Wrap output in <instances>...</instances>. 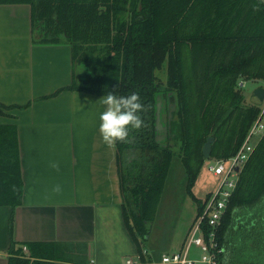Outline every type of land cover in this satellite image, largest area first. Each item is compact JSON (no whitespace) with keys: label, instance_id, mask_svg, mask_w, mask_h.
<instances>
[{"label":"trees","instance_id":"16d2710c","mask_svg":"<svg viewBox=\"0 0 264 264\" xmlns=\"http://www.w3.org/2000/svg\"><path fill=\"white\" fill-rule=\"evenodd\" d=\"M0 4L30 6L35 42L70 45L75 73L71 83L53 95L67 90L139 96L142 126L116 143L122 212L140 260L158 261L163 252H153L144 243L174 154L187 174L188 192L197 200L191 188L203 164L206 138L214 137L211 155L229 158L258 113L257 105L243 104L239 82L264 84V4L261 0H0ZM161 69L164 82L156 76ZM157 97L165 131L155 128ZM2 108L8 107L0 104V114ZM21 196L16 130L0 125V205L14 208ZM263 200L264 135L239 174L217 230L219 264H264L258 254L264 242L246 239L248 234L264 237ZM198 205L197 214L203 202ZM247 212L248 220H236ZM245 221L253 226L247 228ZM25 246L27 251L11 242L8 264H64L58 262L54 243Z\"/></svg>","mask_w":264,"mask_h":264},{"label":"crops","instance_id":"0c3cea01","mask_svg":"<svg viewBox=\"0 0 264 264\" xmlns=\"http://www.w3.org/2000/svg\"><path fill=\"white\" fill-rule=\"evenodd\" d=\"M73 65L70 45L34 41L28 4H0V104L8 107L0 125L16 130L22 188L19 205H0V264H8L12 241L54 243L64 264H123L137 254L123 218L116 144L98 131L102 96L53 95L71 83Z\"/></svg>","mask_w":264,"mask_h":264},{"label":"rangeland","instance_id":"374dc122","mask_svg":"<svg viewBox=\"0 0 264 264\" xmlns=\"http://www.w3.org/2000/svg\"><path fill=\"white\" fill-rule=\"evenodd\" d=\"M75 70L76 67L73 65V74ZM156 76L158 81H165V72L162 69L156 71ZM262 85L264 84L258 80H247L244 82V86L241 88V93L244 96V105H249L252 93ZM203 158V164L191 188L192 194L197 199L194 200L187 189V174L180 157L177 154L172 157L164 187L154 207L148 240L146 239L144 243V246L153 252L172 253L178 251L197 216L198 202H203L210 193L216 190L220 178L214 176L208 167L213 165L218 158L211 155V152L208 157ZM246 239L248 242L261 240V242H264V237L260 234L259 236L248 234ZM192 250L195 253L194 255L199 257L201 251L196 247H192ZM258 250V254L264 257V248L261 247V244Z\"/></svg>","mask_w":264,"mask_h":264},{"label":"built area","instance_id":"2783aa9c","mask_svg":"<svg viewBox=\"0 0 264 264\" xmlns=\"http://www.w3.org/2000/svg\"><path fill=\"white\" fill-rule=\"evenodd\" d=\"M244 82L240 81L239 86L243 87ZM257 107L258 113L236 153L209 165V171L218 176L220 182L216 190L203 200L202 211L197 214L181 248L172 253H162L158 261L143 262L136 254L135 257H127L123 264H219L221 248L217 241V230L236 188L239 174L264 135V98ZM192 247L201 251L199 257L194 255ZM22 249L27 251L26 246ZM142 253L146 255L149 252L144 248ZM88 264H94V261Z\"/></svg>","mask_w":264,"mask_h":264},{"label":"clouds","instance_id":"9594fccd","mask_svg":"<svg viewBox=\"0 0 264 264\" xmlns=\"http://www.w3.org/2000/svg\"><path fill=\"white\" fill-rule=\"evenodd\" d=\"M99 103L104 107L99 115L98 131L104 143L109 147L125 141L130 130L139 129L142 119L139 113L142 105L137 94L118 96L112 92L103 95ZM56 167L55 164L52 165Z\"/></svg>","mask_w":264,"mask_h":264},{"label":"water","instance_id":"95a60500","mask_svg":"<svg viewBox=\"0 0 264 264\" xmlns=\"http://www.w3.org/2000/svg\"><path fill=\"white\" fill-rule=\"evenodd\" d=\"M264 98V86L258 87L257 89L254 90V92L252 93L251 97H250V102L255 104V105H259L262 100ZM161 107H162V101L160 99V97H157V102H156V124H155V128L157 131H165V126L162 122V116L160 114L161 111ZM170 111L171 109L174 107V104L170 106ZM169 117L171 118V112L169 113ZM214 140L213 136H208L202 146V154L203 157H208L210 152H211V148H212V142Z\"/></svg>","mask_w":264,"mask_h":264},{"label":"flooded vegetation","instance_id":"af4514ba","mask_svg":"<svg viewBox=\"0 0 264 264\" xmlns=\"http://www.w3.org/2000/svg\"><path fill=\"white\" fill-rule=\"evenodd\" d=\"M162 122H163V120H162ZM163 124H164V122H163Z\"/></svg>","mask_w":264,"mask_h":264}]
</instances>
